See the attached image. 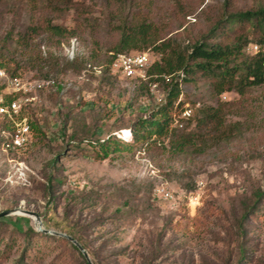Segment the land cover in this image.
Wrapping results in <instances>:
<instances>
[{"label": "rangeland", "instance_id": "374dc122", "mask_svg": "<svg viewBox=\"0 0 264 264\" xmlns=\"http://www.w3.org/2000/svg\"><path fill=\"white\" fill-rule=\"evenodd\" d=\"M262 6L264 0H72L55 12L42 0H0V63L10 76L53 82L24 108L31 125L25 147L2 145L0 128V213L34 212L44 229L74 233L86 251H100L110 264H141L159 246L164 253L153 264H264V208L244 218L242 236L238 229L255 192L264 190V84L241 97L234 91L216 95L204 79L185 81L168 107L171 134L152 137L162 145L98 159V140L115 135L133 145L132 125L148 119L168 91L161 82L96 75L87 66L106 67L123 33L143 25L157 29L152 37L157 41L132 33L134 40L120 52H148L151 65L163 64L171 51L158 49L163 41L186 47L230 13ZM48 21L74 32L68 39H78L84 61L69 65L67 40L56 45L59 38L35 32ZM240 33L250 44H264L256 42L252 26ZM43 51L56 61L38 59ZM244 54L254 56L248 48ZM8 93L0 82L6 100ZM219 104L226 136L208 124L200 129L202 152H173L168 143L173 131L197 130L199 110ZM185 106L192 109L190 117L180 115ZM0 220V264H21L23 255L26 264H83L68 243L25 237L28 227L35 229L32 218ZM239 241L245 246L242 262Z\"/></svg>", "mask_w": 264, "mask_h": 264}, {"label": "trees", "instance_id": "16d2710c", "mask_svg": "<svg viewBox=\"0 0 264 264\" xmlns=\"http://www.w3.org/2000/svg\"><path fill=\"white\" fill-rule=\"evenodd\" d=\"M42 1L55 12H59L61 6L68 7L72 2V0ZM247 26L254 27L256 32H258V40H256V42L264 43V6L244 12L230 13L225 19H221L217 25L212 27L208 34L203 35L200 39L193 41L191 45L186 47H181L180 43L171 39L166 42L163 41L161 43V46L163 47L157 48L163 49L171 46V51L166 57H164L163 64L157 61L150 66L147 72L149 78L147 79L146 84L154 81L163 83L168 91L164 101L154 107V110L150 111L148 119H140L132 125L130 129V139H133V145H127V143H125L126 141H123V139L118 136H109L101 142L100 140L96 142L95 145L99 146V152L96 154V157L98 159H106L111 153L129 151L133 147L140 146L141 149H149L152 145H162L163 141L159 142L155 139L152 140V137H165L169 132V134H171L173 128L170 127L172 121L171 117L168 115V107L180 96L181 84L185 81L193 82L196 79H204L209 82L216 95H220L226 91H234L241 97L250 89L263 85L264 54L259 53L253 57H247L244 54L245 49H247L248 45L252 43L247 40V34L243 35V33H240V31L244 30ZM140 28L141 29L137 32L123 33L121 44L119 48L116 49L119 50V52L116 53H120V50H123L129 45L130 40H134V38H130L133 34L137 35L139 38L143 37L144 40L148 37L152 38L158 34L157 29H152L151 25H143ZM38 29H43V31L48 33V36L51 38H59L56 45H61L64 40L69 42L68 38L74 34V32L67 31L59 25H52L50 21L45 24H38L34 27L35 32H37ZM151 41H157V38H152ZM43 55L38 54V59L42 58V60L48 59L49 61H56L55 58H52L50 53H45ZM65 60L69 65H75L78 64L79 61H84L78 57L73 61H69L68 59ZM55 61L54 63L57 65ZM0 68H5L2 63H0ZM4 70L7 72L8 69L5 68ZM106 71L107 70L105 69V72ZM164 77L169 78L165 79ZM8 99L10 98L8 97ZM181 104V102H178L177 106H180ZM223 108L224 104H219L216 107H204L200 109L197 130L191 132L180 131L181 133H176L174 130L168 141L171 150L175 153H183L186 150L193 148L194 151L202 152L204 147L200 145V142L204 143L205 138H202L200 135V129L208 124L214 126L215 131L220 133L218 135H220L221 138H224L226 136V134L224 135L226 130L224 131ZM155 111H158V113ZM0 125L2 130H6V132L9 133L13 132L11 123L8 119L4 118ZM9 142V135L1 139L2 145H7ZM156 150L162 152L163 147L161 148L159 146ZM253 198L254 199L251 201L252 204L249 206L250 211H246L240 216L238 222L240 236L244 233V218H246L247 215H250L253 210H262L264 208L263 205H261L264 204V190L257 189ZM0 225H2V220H0ZM65 234L75 239L86 251V246L81 237L76 236L70 231L65 232ZM24 235L29 239H32L35 236L50 237L62 241L63 243H68L78 252L83 264H88L84 255L77 249V247L63 237L47 235L36 231L33 227H28L24 232ZM243 244V241L238 242L240 252L239 262H242L245 257V246ZM26 249L27 247L25 250ZM86 252L89 258H91L92 264H110V262L108 263L106 261V258L103 257L100 251H93L92 253L89 251ZM120 253L121 252L112 253L111 256H117ZM163 253L164 251L162 252L160 246L155 247V250L153 248L152 252L145 257L141 264H153V262ZM24 259L25 257L23 255L19 258V262L21 264H26L24 263Z\"/></svg>", "mask_w": 264, "mask_h": 264}, {"label": "built area", "instance_id": "2783aa9c", "mask_svg": "<svg viewBox=\"0 0 264 264\" xmlns=\"http://www.w3.org/2000/svg\"><path fill=\"white\" fill-rule=\"evenodd\" d=\"M189 20L193 21L194 19L189 18ZM247 48L250 54L256 55L264 53V44H249ZM43 54H45V51H43ZM64 55L69 61H73L77 57L80 58V56H82L79 42L76 37L71 38L67 46L64 47ZM87 66L91 68L96 75H102L106 69V72L121 76L125 79H138L141 81L149 78L147 72L151 66V62L149 61L148 52H140L133 55L120 52L111 55V60L106 67ZM164 78L168 79L169 77ZM0 82L4 86V89L9 90L8 94L11 96L9 100H6L5 97L0 94V116L9 120L13 131L9 133L6 132V130H2L5 136L9 135L10 137V142L6 147L15 150L22 149L28 144L31 132L30 124L22 114L24 108L28 103L36 99V97H34L36 93L49 89L53 85V82L50 79L25 80L12 77L1 68ZM153 86L155 87L156 85L154 84ZM179 112L182 117H190L192 109L185 106L182 107ZM176 124L178 127H181L182 123L177 121ZM17 172L21 174L20 180H24V167H18ZM167 193L168 192H165L164 194L165 198L169 195Z\"/></svg>", "mask_w": 264, "mask_h": 264}, {"label": "water", "instance_id": "95a60500", "mask_svg": "<svg viewBox=\"0 0 264 264\" xmlns=\"http://www.w3.org/2000/svg\"><path fill=\"white\" fill-rule=\"evenodd\" d=\"M20 212L22 215L27 216L29 218H32L35 224V229L38 232L47 234V235H54V236H58V237H63L67 240H69L71 243H73L77 249L84 255L86 261L88 262V264H92L87 252L85 251V249L75 240L73 239L71 236H68L66 234L63 233H59V232H55V231H50L47 229L43 228L42 222L40 217L38 216V214L31 212V211H25L23 209H13V210H8V211H3L0 213V218L3 217H9V216H13V215H17Z\"/></svg>", "mask_w": 264, "mask_h": 264}, {"label": "bare ground", "instance_id": "6f19581e", "mask_svg": "<svg viewBox=\"0 0 264 264\" xmlns=\"http://www.w3.org/2000/svg\"><path fill=\"white\" fill-rule=\"evenodd\" d=\"M124 140V139H123ZM126 141V140H125ZM18 214L17 215H22L20 212H17Z\"/></svg>", "mask_w": 264, "mask_h": 264}, {"label": "clouds", "instance_id": "9594fccd", "mask_svg": "<svg viewBox=\"0 0 264 264\" xmlns=\"http://www.w3.org/2000/svg\"><path fill=\"white\" fill-rule=\"evenodd\" d=\"M262 54H264V53H262ZM257 55V54H256Z\"/></svg>", "mask_w": 264, "mask_h": 264}]
</instances>
